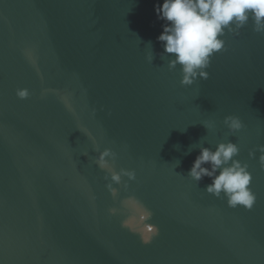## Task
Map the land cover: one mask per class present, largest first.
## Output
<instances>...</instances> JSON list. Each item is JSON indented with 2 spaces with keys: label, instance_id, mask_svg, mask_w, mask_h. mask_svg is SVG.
Listing matches in <instances>:
<instances>
[{
  "label": "water",
  "instance_id": "1",
  "mask_svg": "<svg viewBox=\"0 0 264 264\" xmlns=\"http://www.w3.org/2000/svg\"><path fill=\"white\" fill-rule=\"evenodd\" d=\"M162 3L0 0V264H264V33L226 30L207 79L184 86L161 57ZM227 140L252 173L251 209L188 176L201 144ZM97 147L135 170L116 197ZM129 195L152 212L149 243L122 226Z\"/></svg>",
  "mask_w": 264,
  "mask_h": 264
},
{
  "label": "clouds",
  "instance_id": "2",
  "mask_svg": "<svg viewBox=\"0 0 264 264\" xmlns=\"http://www.w3.org/2000/svg\"><path fill=\"white\" fill-rule=\"evenodd\" d=\"M158 19L165 21L163 31L157 40L163 44L161 57L174 54L168 58L169 70L177 65L181 68L180 83L184 86L193 85L198 79H207L206 69L210 66L211 57L225 46L222 39L225 31L239 30L249 20L252 21L254 31L264 33V0H163L156 7ZM150 51L146 55L149 63L153 61L151 41L147 42ZM20 98L29 95L27 89L16 92ZM224 124L230 132H236L244 127L238 116L224 117ZM209 130L211 122L204 123ZM260 164L264 167V144L258 145ZM96 164L105 170L106 188L116 197L118 189L114 184H120L123 177L125 190L128 181L136 178L134 169L120 168L115 170L113 163L117 153L111 148L100 150ZM191 151V149H189ZM240 148L237 143L227 140L220 141L216 147L210 148L203 144L199 146V154L193 161L188 176L197 183L204 177L211 178V183L205 187V192L216 198H224L231 208L243 206L251 209L256 201V194L251 188L252 173L246 162L237 159ZM255 152L250 151L249 156ZM95 199V196H92ZM123 208L129 214L122 220V226L140 234L144 243H149L159 231L157 225L149 223L152 212L146 208L135 196L129 195L121 201ZM109 213L115 215L119 209L110 208Z\"/></svg>",
  "mask_w": 264,
  "mask_h": 264
}]
</instances>
